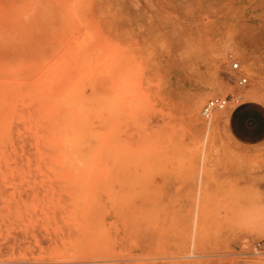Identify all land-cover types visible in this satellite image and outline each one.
Here are the masks:
<instances>
[{
    "label": "rangeland",
    "instance_id": "1",
    "mask_svg": "<svg viewBox=\"0 0 264 264\" xmlns=\"http://www.w3.org/2000/svg\"><path fill=\"white\" fill-rule=\"evenodd\" d=\"M0 264H264V0H0Z\"/></svg>",
    "mask_w": 264,
    "mask_h": 264
},
{
    "label": "built area",
    "instance_id": "2",
    "mask_svg": "<svg viewBox=\"0 0 264 264\" xmlns=\"http://www.w3.org/2000/svg\"><path fill=\"white\" fill-rule=\"evenodd\" d=\"M238 67L237 63L232 64V68L236 69ZM246 81L245 78H242L240 80L241 83H244ZM227 99L222 98V97H214L209 99L206 104L203 107L202 113L204 115H208L212 110L217 109V108H222L225 106Z\"/></svg>",
    "mask_w": 264,
    "mask_h": 264
},
{
    "label": "crops",
    "instance_id": "3",
    "mask_svg": "<svg viewBox=\"0 0 264 264\" xmlns=\"http://www.w3.org/2000/svg\"><path fill=\"white\" fill-rule=\"evenodd\" d=\"M245 139L249 140V132L245 128V134L243 135Z\"/></svg>",
    "mask_w": 264,
    "mask_h": 264
}]
</instances>
